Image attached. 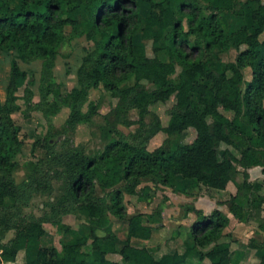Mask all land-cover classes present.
I'll list each match as a JSON object with an SVG mask.
<instances>
[{
    "label": "trees",
    "instance_id": "16d2710c",
    "mask_svg": "<svg viewBox=\"0 0 264 264\" xmlns=\"http://www.w3.org/2000/svg\"><path fill=\"white\" fill-rule=\"evenodd\" d=\"M20 1L21 8L15 10L7 0H0V50L15 52L4 103L0 91V229L14 230L15 238L8 245H0V259L16 263L24 252L23 264H186L194 252L201 263L231 264L232 243L224 241L230 220L221 210L209 216L195 210L197 220L191 226L194 246L187 247L183 255L157 258L147 247L137 248L131 242L152 240L161 227V213L128 217L124 194L136 195L141 181L147 178L168 188L190 181L217 191L235 183L236 194L220 205H227L240 222H257L264 232V186L250 182L247 173L262 167L264 174V0L150 1L146 17L141 15L140 0ZM68 10L82 13L84 20L66 17ZM226 14L233 16L230 31L224 26ZM67 27L95 41V49L84 57L77 71V87L63 95L54 70ZM243 46L247 49L235 62L221 60L222 53ZM18 60L42 62L39 106L49 114L59 105H67L71 109L69 126L85 119L82 107L91 89L103 84L118 100L117 107L105 117L104 151L93 158L78 150L67 155L68 185L65 202L60 203L75 206L73 211L84 216L89 225L61 251L43 246V219L26 215L22 209L12 210L15 202H28L42 183L30 176V184L18 186L11 177L21 152L20 130L12 114L19 110L17 92L27 79ZM177 67L181 73L173 80ZM246 70L251 72L250 81L245 79ZM132 81L133 85L127 86ZM144 82L155 89L147 91ZM174 95L176 103L167 127H162L157 117L146 125L149 107ZM24 98L32 107V90L27 89ZM221 109L232 113L233 118ZM130 110H137L140 117V128L131 139L108 120L114 115L118 122L121 113ZM189 129L196 132L191 144L167 148L171 137ZM160 132L168 138L149 151V142ZM222 144L237 155L230 148L220 151ZM239 168L244 170L241 185L235 182ZM123 183L111 192L109 204L104 198H96L97 186L108 191ZM150 192V188H143L142 200L151 199ZM7 200L13 201V206ZM108 213L128 226V238L121 248L109 228ZM248 247L260 255L258 264H264V244L252 238ZM114 255L119 259H111Z\"/></svg>",
    "mask_w": 264,
    "mask_h": 264
},
{
    "label": "rangeland",
    "instance_id": "374dc122",
    "mask_svg": "<svg viewBox=\"0 0 264 264\" xmlns=\"http://www.w3.org/2000/svg\"><path fill=\"white\" fill-rule=\"evenodd\" d=\"M141 1V15L146 17L149 10V2H158L160 0H140ZM247 0H242L246 2ZM7 4L15 9L21 8L20 0H7ZM252 5V4H251ZM66 17L73 19L84 20L82 13H72L67 11ZM224 26L230 31L233 24V16L226 14L223 16ZM78 30L73 27H67L64 36V42L60 48L59 57L56 62L54 75L57 83L60 85L61 93L66 95L77 87V71L83 64L84 57L95 49V41L88 40L85 36H79ZM139 39V38H138ZM137 39V41H138ZM101 39L97 37V41ZM96 41V42H97ZM245 46L240 50L231 49L220 55L221 60L225 63H232L236 61L240 52L245 51ZM148 55L153 56L151 46H148ZM15 58L13 50H0V91L2 103L6 100V88L10 78L11 62ZM166 60L165 58H162ZM18 65L22 71L27 74L26 81L19 87L17 96L19 97V110L12 114L14 124L19 128V140L21 142V152L17 156V168L12 172L11 177L16 185L21 186L24 183L30 182V176H36L38 182L42 183L38 190H33L28 202L20 200L14 202L7 200L10 206L15 205L13 212L22 209L23 213L29 216H34L43 219L44 227L46 229V236L43 238V246L56 247L62 250L63 245L74 241L81 236L84 228L89 225L88 220L79 212L73 211L76 207L69 206L65 202L66 189L68 185V175L65 173V162L67 155L72 150H78L86 156L93 158L100 155L106 146V139L103 131L107 124L106 116L117 107L118 100L114 98L110 91L106 90L103 84L98 88H93L89 91L88 100L83 104L82 112L85 119L76 126H69L68 119L71 109L67 105H59L57 110L53 113L47 114L43 108L39 106L41 85V69L42 62L35 61L31 63H22L18 60ZM181 73V68H176V74L172 76L173 80H177ZM246 81L252 79L251 72L245 71ZM145 89L149 92L153 91L155 87L152 84L144 82ZM133 85V81L127 83ZM245 88V87H244ZM32 90V107H30L24 98L25 91ZM176 103L175 95L165 103H158L149 107V114L145 118V124L152 122L154 117H157L162 127H167L170 120V113ZM221 112L233 118V114L223 109ZM28 116V117H26ZM108 120L117 124V130L124 136L131 139L140 128V117L137 110L123 111L120 119L117 122L114 115H111ZM211 122V118H209ZM117 137V136H116ZM168 137L165 133L160 132L150 142L148 149L154 151L159 148ZM196 138V132L189 129L183 134L175 135L170 138V143L167 148L175 150L178 146L191 144ZM37 143V144H36ZM49 143V145H48ZM225 144H222L220 151L229 149ZM231 149V148H230ZM232 150V149H231ZM234 151V150H232ZM235 152V151H234ZM237 155V153L235 152ZM37 168L38 171H35ZM262 168V167H260ZM258 173L260 171L258 169ZM263 174V173H262ZM264 175V174H263ZM243 171L240 170L235 176V182L242 184ZM32 177V181L35 182ZM254 182H261L264 186V178L257 177ZM36 184L34 183V186ZM124 185L121 184L114 189L102 191L97 186L96 198H104L109 204L111 192L119 189ZM150 188L149 200H142L141 190L143 188ZM230 195H235L237 192L236 184L231 183L226 189ZM218 191H212L205 188H200L196 183L178 182L172 188H165L163 186L154 184L152 178L143 179L141 185L137 188L136 195H129L125 193V209L127 216H133L139 213L143 214H163V224L158 227L151 244H159L160 251L156 252L157 256L164 253V246L172 239H178L182 233L191 234V226L193 223L186 222L188 214L192 213L194 216L195 210L200 208L202 213L213 212L216 209L224 210L227 208L217 202L219 199ZM218 194V195H217ZM261 194L264 195V189ZM228 195L227 197H229ZM170 196L173 199L172 205H169ZM222 199V197L220 198ZM195 202L199 204L196 205ZM217 202V204H215ZM190 219V218H189ZM108 225L117 237V246L121 244L125 238L127 224L125 221L117 220L111 213H108ZM190 224V225H188ZM160 225V224H159ZM163 225V226H162ZM65 226L68 229H62ZM112 226V227H111ZM157 225H155L156 227ZM86 233V232H85ZM192 236V234H191ZM15 238L14 230L0 229V245H8ZM161 247L163 249H161ZM86 252L90 251V247H85ZM166 250V249H165ZM1 254V251H0ZM260 257V255H259ZM111 259L118 260L119 256H111ZM25 261L24 252L19 254L16 263L23 264ZM0 264L4 263L0 259Z\"/></svg>",
    "mask_w": 264,
    "mask_h": 264
},
{
    "label": "crops",
    "instance_id": "0c3cea01",
    "mask_svg": "<svg viewBox=\"0 0 264 264\" xmlns=\"http://www.w3.org/2000/svg\"><path fill=\"white\" fill-rule=\"evenodd\" d=\"M258 169H260V171H262V168L260 167H255L252 169H249L247 171V173L249 174V181L253 182L255 178H259V177H263L264 175L259 172L258 173ZM241 171L244 172L243 169L240 168ZM185 183L189 184L191 183L190 181H186ZM167 189H169L168 187H165ZM212 191H217V190H212ZM217 193L221 194L222 199H220L221 197L218 195L217 197H219L218 200H216L217 202H221V203H226L227 201L230 200V198L232 197L230 195L229 192L225 191H218ZM228 195H230L229 197H227ZM168 198L171 200L169 203V205H172L171 203H173V199L168 196ZM217 202H215V204H217ZM196 205L199 204L198 202H195ZM223 207H225V209L227 208L226 213L223 212L224 210L222 209L221 211L229 218L230 220V224L227 227V229L224 232L225 238L224 241L225 242H231L232 246H231V250H232V259H231V264H258L260 262V257L259 254L257 253V251L252 250L248 247V244L250 242V240L252 238H255L258 242L264 244V232H262L259 229V224L255 221H250L247 223L244 222H240L238 221L228 210V206L224 205ZM197 210H200V208H197ZM212 212H205L204 215L209 216ZM143 214V213H142ZM163 214H161V218L163 219ZM150 215V214H149ZM188 219H186V222L188 221L190 224L194 223L197 220V216H194L192 213L188 214ZM190 218V219H189ZM161 219V224L164 225L163 221ZM160 224V225H161ZM188 224V225H190ZM162 225V226H163ZM159 226V225H157ZM156 226V227H157ZM155 227V226H154ZM155 236V233H154ZM153 236V238H154ZM128 238V226L126 227V234H125V238L121 241L122 243L118 245L119 248H121L124 243L126 242ZM152 238V240H153ZM146 242L143 240H139V239H133L132 240V246L137 247V248H144L147 247L148 249H150L152 252H154L155 256L157 258H161L164 255L167 254H173V253H178L179 255H183L186 250L187 247H193L194 246V241L193 238L191 236V234H187V233H182V236H180V238L178 239H172L171 241H169L166 246H164V253L161 256H157L156 252L160 251L159 249V244H151V241ZM161 247V249H163ZM166 249V250H165ZM121 261V260H119ZM10 264V263H8ZM186 264H210L208 261L206 262H199V257L196 253L192 252L190 253L189 257L187 258Z\"/></svg>",
    "mask_w": 264,
    "mask_h": 264
},
{
    "label": "built area",
    "instance_id": "2783aa9c",
    "mask_svg": "<svg viewBox=\"0 0 264 264\" xmlns=\"http://www.w3.org/2000/svg\"><path fill=\"white\" fill-rule=\"evenodd\" d=\"M11 264V263H10Z\"/></svg>",
    "mask_w": 264,
    "mask_h": 264
}]
</instances>
